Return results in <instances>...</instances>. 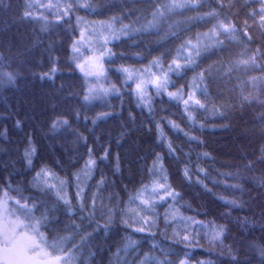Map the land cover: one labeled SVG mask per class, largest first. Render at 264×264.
I'll return each instance as SVG.
<instances>
[{
    "label": "snow or ice",
    "instance_id": "6c2138e0",
    "mask_svg": "<svg viewBox=\"0 0 264 264\" xmlns=\"http://www.w3.org/2000/svg\"><path fill=\"white\" fill-rule=\"evenodd\" d=\"M81 10L90 15L97 14L100 8L92 0H28L19 18L41 21L44 31L62 24L71 30L70 61L73 62V70L82 74L80 99L85 105L110 93L122 94L117 83L109 82L105 86L101 82L108 79V63L118 55L109 47L112 40L128 37L132 43H139L145 37H156L151 40L156 50L146 44L145 48L131 53L134 63L127 66L120 64L116 69L122 74L123 86L135 95L140 104L151 112L156 96L166 95L181 109L183 119L194 127L199 115L209 111L221 119L228 118L234 107L231 98H225L227 102L222 100L217 103L210 92L212 85L218 88L223 86L238 95L241 109L253 103L259 105L260 111L255 118L260 122L261 134H264V0H146V7L138 9L140 15L130 24L124 23L123 14L97 22L87 19V15H79ZM241 12L244 17L242 20ZM47 13H52L51 19ZM145 13L151 16V20L147 19ZM117 24L119 27H116ZM199 27L207 31L193 32L194 28ZM98 29H106L108 34L105 35L103 31L98 34ZM168 41H171V46L160 48L162 42ZM226 52L229 56L226 62L214 59ZM119 55L124 56L126 53L122 51ZM58 64L59 58L47 73L41 74L42 77L54 78L59 71ZM256 71L260 74L253 75ZM20 75L19 68L13 69L12 61L5 60L0 53V85L15 86ZM241 76L245 78L241 79ZM248 85H251L250 89ZM108 115L110 113H100L97 118ZM76 116H80L79 110ZM84 118H88L86 114ZM166 119L171 128L183 132L190 140L204 143L200 137L184 131L176 121L169 117ZM69 124V118L64 115H58L51 121L53 129ZM17 125H20V121H17ZM199 127L202 130L205 124L200 123ZM157 131L160 138L165 139L169 151L175 153L173 142L167 139L159 122ZM83 139L86 140L85 137ZM23 155L27 168L34 173L28 189L19 183L13 185L10 177L0 181V264H98L93 259L96 256V235L103 229L104 236H108L117 221L123 231L114 242V248L109 251L107 264H191L186 251L177 253L176 249L169 246L161 249V256L153 250L158 244L155 239L150 240L151 247L147 250L141 247L142 239H133L136 233H148L149 237H155L154 229L158 226L159 217L151 213L158 212L156 205L169 199L177 203L182 196L169 183L161 154H157L148 169L149 180L130 190L123 206L119 193H116L115 204L105 203L101 189L107 183L106 176H100L96 182L97 191L90 195L85 192L86 181L93 177V170L99 166L91 148L84 167L75 169L71 174L65 172L63 177L49 163L35 164L38 151L31 140ZM200 155L207 157L210 153H198ZM102 158L107 159V150ZM258 159H264V143L260 145ZM116 161L119 171L118 155ZM252 164L253 161L249 160L247 167ZM197 169L207 174L206 169L199 166ZM182 173L186 180L193 179L188 165L183 166ZM195 179L207 189L199 176ZM254 179L264 186V175ZM73 186L75 192L71 193ZM233 186L242 187L240 184ZM108 199L110 201L111 193ZM230 202L240 204L237 200ZM98 211L103 221L97 219ZM177 211L174 204H169L165 209V221L175 220ZM184 219L189 229L192 225L204 224V221L196 220L195 217ZM244 219L249 220L248 217ZM249 223L255 224L257 221L249 220ZM209 225L206 235L210 246L213 249L219 247L221 255H227L234 264H239L241 249L225 243L227 225L216 224L214 220L209 221ZM261 227L264 228V224ZM199 235H193L188 229L183 233L173 229L172 236L165 238L172 239L174 244L192 248L198 245L196 237ZM85 249L87 255H84ZM250 252L259 258L256 264H264V236L245 241V261L251 260L248 255ZM172 253H176L175 257ZM199 264L214 262L200 261Z\"/></svg>",
    "mask_w": 264,
    "mask_h": 264
},
{
    "label": "trees",
    "instance_id": "16d2710c",
    "mask_svg": "<svg viewBox=\"0 0 264 264\" xmlns=\"http://www.w3.org/2000/svg\"><path fill=\"white\" fill-rule=\"evenodd\" d=\"M92 2L100 11L89 15L81 10L79 15H87V19L97 22L123 14L124 23L130 24L140 15L138 9L146 7V0ZM26 3L28 0H0V53L4 55L5 60L12 61L13 69L19 68L21 72L15 86L0 85V181L10 177L13 185L19 183L28 189L34 173L27 168L23 154L30 140L38 151L35 164L39 166L41 162L49 163L62 177L65 172L71 174L75 169H82L91 148L99 166L93 170V177L86 181L85 192L90 195L97 191L96 182L100 176H106L107 183L101 189L105 203L115 204L116 193H119L123 206L128 192L149 180L148 169L159 153L164 161L169 183L181 192L182 196L177 203L169 199L156 205L158 212L151 213L159 217L158 226L154 229L155 237H149L148 233H136L133 239H142L141 247L144 250L150 248V240L155 239L158 244L153 250L161 256V249L169 246L176 249L177 253L186 251L189 253L191 264H199L200 261L234 264L230 257L220 254L219 247L213 249L209 244L206 234L210 228L209 221L214 220L216 224L227 225L225 243L241 249L239 264H256L259 258L254 253H248L250 261H245L243 256L247 239H259L264 236V228L261 227V224H264V186L254 179L264 175V159H258L260 145L264 143V134H261L260 122L255 118L256 113L260 111L259 105L253 103L241 109L236 93L229 92L223 86L218 88L212 85L210 92L213 100L217 103L222 100L227 102L225 98L230 97L234 105L226 120L213 116L209 111L200 114L198 123L192 127L191 122L183 119L181 109L163 94L156 96L153 111L149 112L135 95L123 86L122 74L116 69L120 64L127 66L134 63L131 53L145 48L146 44L156 50V45L151 44V40L157 39L156 37H145L139 43H132L128 37L112 40L109 47L118 55L114 61L108 63V83H117L122 94H114L107 100L85 105L80 99L82 74L73 70V62L70 61L71 30L62 24L44 31L41 21L21 20L19 17ZM47 15L51 19L52 13ZM145 15L151 20L150 15ZM243 18L241 12L240 19ZM52 24H55L54 20ZM136 26L139 27V24ZM197 30L207 31L206 28L199 27L194 28L193 32ZM101 31L105 35L108 34L106 29H100ZM122 41L124 42L121 43ZM102 42L100 40V43ZM164 46H171V41L162 42L160 48ZM122 51L126 55L120 56L119 52ZM57 58L59 71L54 78L42 77L41 74L47 73ZM217 58L226 62L229 56L226 52L220 57H214ZM105 60L108 62L107 57ZM252 74L260 73L256 71ZM244 78L241 76V79ZM248 87L250 89L251 85ZM152 91L155 95L154 90ZM77 110L80 112L79 117L76 116ZM100 113L110 115L97 118ZM85 114L87 119L84 118ZM58 115L67 116L70 124L53 129L51 121ZM167 117L176 121L184 131H190L192 135L200 137L204 143L190 140L183 132L171 128ZM17 121H20L19 126ZM158 122L162 125L167 139L173 142L175 153L169 151L165 139L160 138L157 131ZM200 123L205 124L202 130ZM106 150L107 159H103ZM189 152L191 155H188ZM203 152L210 153V156H198V153ZM117 155L119 171L116 168ZM249 160L253 161L251 167H247ZM184 165H188L193 173L191 181L183 176ZM197 166L206 169L207 174L199 172ZM196 176L203 180L207 189L196 181ZM236 184L242 187H234ZM70 192H75L74 186ZM231 200H237L240 204L234 205ZM169 204H174L178 211L175 220L166 222L165 209ZM184 217H195L196 220L204 221V224H195L189 229ZM245 217L257 223L250 224ZM97 219L103 221L99 211ZM173 229L181 233L188 229L193 235L199 233L196 237L198 245L185 248L183 244H174L172 239H166V236H172ZM122 231L118 221L113 232L106 237L101 229L94 243L95 262L107 264L109 251L114 248V242ZM175 254L171 255L175 257ZM84 255H87V249Z\"/></svg>",
    "mask_w": 264,
    "mask_h": 264
},
{
    "label": "rangeland",
    "instance_id": "374dc122",
    "mask_svg": "<svg viewBox=\"0 0 264 264\" xmlns=\"http://www.w3.org/2000/svg\"><path fill=\"white\" fill-rule=\"evenodd\" d=\"M99 32H100V29H98V34H99ZM101 40H102V39H101ZM85 51H86V50H85ZM101 82L104 83L105 86L108 85V79H107V80H102ZM114 94H117V93H110V94L107 95V96L98 97V98H96L95 100H92L91 102L107 100L109 97H111V96L114 95Z\"/></svg>",
    "mask_w": 264,
    "mask_h": 264
},
{
    "label": "clouds",
    "instance_id": "9594fccd",
    "mask_svg": "<svg viewBox=\"0 0 264 264\" xmlns=\"http://www.w3.org/2000/svg\"><path fill=\"white\" fill-rule=\"evenodd\" d=\"M250 224H254V223H250Z\"/></svg>",
    "mask_w": 264,
    "mask_h": 264
}]
</instances>
